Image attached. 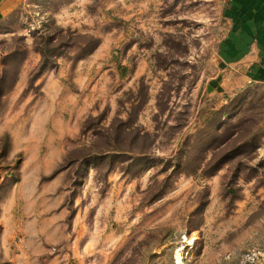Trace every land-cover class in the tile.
Returning <instances> with one entry per match:
<instances>
[{
	"label": "rangeland",
	"instance_id": "374dc122",
	"mask_svg": "<svg viewBox=\"0 0 264 264\" xmlns=\"http://www.w3.org/2000/svg\"><path fill=\"white\" fill-rule=\"evenodd\" d=\"M8 1L0 264H237L264 246V79L228 60L229 0ZM60 29L100 45L40 69L35 37Z\"/></svg>",
	"mask_w": 264,
	"mask_h": 264
},
{
	"label": "crops",
	"instance_id": "0c3cea01",
	"mask_svg": "<svg viewBox=\"0 0 264 264\" xmlns=\"http://www.w3.org/2000/svg\"><path fill=\"white\" fill-rule=\"evenodd\" d=\"M7 2L9 1L0 0V21L9 16ZM226 13L233 24L228 43L229 62L242 59V64L248 63V68L243 65V70L249 83L261 78L263 80L264 0H229Z\"/></svg>",
	"mask_w": 264,
	"mask_h": 264
},
{
	"label": "trees",
	"instance_id": "16d2710c",
	"mask_svg": "<svg viewBox=\"0 0 264 264\" xmlns=\"http://www.w3.org/2000/svg\"><path fill=\"white\" fill-rule=\"evenodd\" d=\"M64 32L65 31L63 29H60L59 31H57V34L59 35L58 37L55 34L54 35L38 34L35 37L34 42H33V51L40 54V57H41L40 64H39L40 69H44L48 66H54L56 64L55 60L57 59V57L63 55L65 51L71 50L72 48L73 49L77 48L79 50H82L85 53V55L91 54L100 45V42H101V40L93 36H85L84 39H86V43L78 44L73 40L74 37H79L77 34L70 32V31L66 32L68 33L67 35L69 36V39L66 40L64 39V36H62ZM28 53L29 52L27 48H24L23 50L15 49L10 54H8L5 58H3L2 64L6 66L8 62L12 60L13 58L17 57V55L22 57V59H24L27 57ZM3 72H4V75L3 76L0 75V98L3 97L4 94L6 93L5 85L1 86V84L2 82H5L8 79L6 78L7 73H8L7 67L5 68V71ZM15 83H16V80L13 82L9 90L14 87ZM110 131L111 130L100 129L96 133L97 138H99L107 146H109V142L112 143L114 140L115 142H117L121 137V134L119 130L117 131V128H115L112 134L110 133ZM142 137H146V136L136 135L137 140L142 139ZM110 153H115V151H109L107 148H101L95 156H98L96 157L97 159L100 157L104 158ZM86 158L92 159L94 158V156L91 153H88L86 155Z\"/></svg>",
	"mask_w": 264,
	"mask_h": 264
},
{
	"label": "built area",
	"instance_id": "2783aa9c",
	"mask_svg": "<svg viewBox=\"0 0 264 264\" xmlns=\"http://www.w3.org/2000/svg\"><path fill=\"white\" fill-rule=\"evenodd\" d=\"M237 264H264V246L247 250Z\"/></svg>",
	"mask_w": 264,
	"mask_h": 264
}]
</instances>
